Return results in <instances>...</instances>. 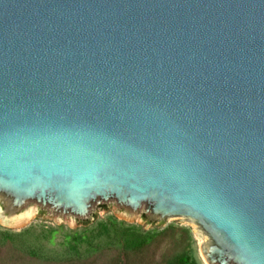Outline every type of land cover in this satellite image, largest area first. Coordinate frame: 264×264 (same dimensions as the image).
Instances as JSON below:
<instances>
[{
    "label": "water",
    "instance_id": "95a60500",
    "mask_svg": "<svg viewBox=\"0 0 264 264\" xmlns=\"http://www.w3.org/2000/svg\"><path fill=\"white\" fill-rule=\"evenodd\" d=\"M0 195L185 216L264 264V0H0Z\"/></svg>",
    "mask_w": 264,
    "mask_h": 264
},
{
    "label": "rangeland",
    "instance_id": "374dc122",
    "mask_svg": "<svg viewBox=\"0 0 264 264\" xmlns=\"http://www.w3.org/2000/svg\"><path fill=\"white\" fill-rule=\"evenodd\" d=\"M0 264H109L120 256L125 264L120 229L132 227L139 232L161 234L156 262L168 264L179 254H189L199 264H208L201 245L209 240L203 228L185 216L136 214L115 200L101 202L87 218L60 215L36 202L17 210L0 195ZM35 207L34 214L22 224L3 221L6 216L24 213ZM25 223V224H24ZM117 239H114V237ZM152 252V250H151Z\"/></svg>",
    "mask_w": 264,
    "mask_h": 264
},
{
    "label": "trees",
    "instance_id": "16d2710c",
    "mask_svg": "<svg viewBox=\"0 0 264 264\" xmlns=\"http://www.w3.org/2000/svg\"><path fill=\"white\" fill-rule=\"evenodd\" d=\"M146 217V214H144ZM119 235L123 242L121 247H123V255L125 258V264H153L156 262L157 251L160 248L161 240L158 244L153 247V242L158 239L161 234L144 233L135 230L132 227L120 229ZM114 239H117L115 236ZM152 250V252H151ZM95 261L89 264H94ZM78 264V263H76ZM83 264V263H82ZM109 264H120V256H116V259L111 261ZM158 264V263H157ZM160 264H163L161 261ZM168 264H199L193 257L189 254H179L175 256Z\"/></svg>",
    "mask_w": 264,
    "mask_h": 264
},
{
    "label": "bare ground",
    "instance_id": "6f19581e",
    "mask_svg": "<svg viewBox=\"0 0 264 264\" xmlns=\"http://www.w3.org/2000/svg\"><path fill=\"white\" fill-rule=\"evenodd\" d=\"M29 208L30 209L24 213L16 214V215L10 216V217L6 216L3 218V221L8 222L10 224H17V225L22 224L23 222L28 220L35 212V207H33V208L29 207ZM0 211H1V207H0Z\"/></svg>",
    "mask_w": 264,
    "mask_h": 264
}]
</instances>
